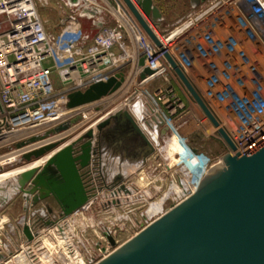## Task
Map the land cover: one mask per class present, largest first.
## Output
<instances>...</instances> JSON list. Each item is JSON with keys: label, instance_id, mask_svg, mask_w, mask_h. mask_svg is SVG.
Here are the masks:
<instances>
[{"label": "rangeland", "instance_id": "rangeland-1", "mask_svg": "<svg viewBox=\"0 0 264 264\" xmlns=\"http://www.w3.org/2000/svg\"><path fill=\"white\" fill-rule=\"evenodd\" d=\"M153 1L162 13V19L156 23L151 18L146 17L135 0H133L143 18L151 26V29L153 28L152 30L162 37L168 36L182 27L186 21L198 16V18H195L197 20L184 31L180 44L178 42L177 46L178 51L180 49L183 51L182 49L185 47L190 49L192 52H190L192 54L189 57L190 60H198L207 67L206 57L198 58L199 46L207 50L208 55H212L218 45L221 42L223 43V40L219 37L220 33L234 34L231 37L232 40L235 44H240L239 39L247 37L242 35L243 30L240 29V32L235 24L240 21H245V23L253 21L256 23V0H205L198 4L195 3L196 0ZM89 2H91L92 7L98 9L100 8L96 5L104 6V4H107L105 6L109 9L111 8L110 10L108 9L109 13L105 12L107 15V27H112L116 24L115 16H113L114 11L112 10L119 9V6H121L127 12V16H131L145 32L123 0H89ZM209 3H212V9H208L204 14L199 13L198 15V11L200 12ZM61 6L64 7L62 0H49L48 5H42L37 2V8L45 23V27L53 36H58L64 27L61 23V18L65 14L70 15L72 12L66 7L61 9ZM226 17H228V21L231 19V23L230 21H224ZM239 17L240 19H238ZM109 19H111V22H109ZM121 25L125 26L124 23ZM243 29L248 34L249 27L245 26ZM253 29L254 33H256V27H253ZM88 34L92 35L90 32ZM125 39L123 43L125 51L119 47L114 48L115 59L111 64L101 65L100 67V69H105L108 66L111 71L123 73L125 81L122 87L111 96L78 108L77 114L81 116L82 120L80 122H82L93 114L101 115L102 110L104 113L112 109L109 112L110 114L122 107H127L138 123L142 121L143 125L146 124L150 130L154 131L152 132V137L156 140L157 130L153 122H157L159 116L156 115L153 118L146 116L145 119L148 118L146 121L145 119L140 121L141 115L138 116L136 114L140 110L136 108L137 101L144 103V101L151 100L156 107L163 111L165 124V126L161 125L159 142L153 143L155 151L147 157L146 163L140 167L133 160V155L128 154L129 151L132 153L138 151L139 145L136 139H122L121 144L116 148V152L112 151V147H106L104 143L102 145L97 144L94 155L104 165L97 168V165H95L91 175L86 177V179L84 171L87 169L81 170L89 200L92 204L89 209L78 210L66 218L62 216V209L53 197L33 205L32 198L29 201L24 199V193L15 194V177L8 176L12 172V168L22 165L21 161H10L5 163H9L8 165H5L4 162L12 160L11 157L1 160L0 167L2 170H0V173L3 171V174L0 177V188L3 189L1 190L3 193L0 192V195L12 196L6 204L0 203V255L4 256V260L0 264H33V261L39 264L35 254H37L38 259L47 260L49 264L48 257L44 253L47 250V243L54 247H52L54 249L53 253H62L61 257L63 255L62 258L60 257L62 261L55 258V262L51 264H97L104 259L107 251L113 253L116 250L105 236L106 233L110 234L111 228L117 232L116 235L120 241L117 248H120L139 234L148 224L158 219L162 215L161 213L168 212L173 206L184 200L187 195H190L195 188V186L191 185V182H199L209 167L222 164V156L228 152L227 143L194 100L173 67L171 66L170 72L165 76L153 80L151 83L144 85L143 88L139 87L141 78L137 74V69L142 59L141 52L135 42H132L129 38ZM78 42V36L69 35L66 40V50H70ZM171 53L173 56H170L182 68L185 76L203 102L218 120L220 126L226 131L223 109L220 110L221 105L215 98L216 94L212 92L213 89L211 90L210 86L204 85L203 81L198 79L199 75L196 70L190 71L178 62L174 51ZM53 78L56 90L62 91L66 89L67 85L60 80L56 73ZM250 80L252 82V78ZM238 83L232 79L219 78V80L215 81L216 91L222 90L227 94L232 90L240 91L241 94L242 91H245L243 95L247 96L246 88H241ZM136 88L139 91H136ZM144 90H148L150 95H144ZM125 95H129L128 105H119V108L115 107L123 101ZM131 105L137 109L135 110L136 112L130 108ZM115 108L117 109L114 110ZM142 111L141 109L139 112L141 113ZM78 123L73 124L72 127ZM166 126L168 127L166 132L161 133ZM176 127L180 129H175ZM88 129L83 128L85 131ZM46 132L42 131L39 136L44 135ZM152 137L149 136L151 141ZM176 138H178L180 143ZM174 141L177 149H181L184 152L187 150V154L177 164L172 165L170 164L172 161L171 147ZM131 145L134 147L131 148ZM123 146H126L127 153H123ZM6 151V149H3L0 154ZM112 152L116 153L117 156L112 154ZM119 152L120 154L118 155ZM118 178L122 179L123 182L115 185L114 183ZM122 185L129 190V195H126L125 191L121 190L119 191L121 192L120 198L123 201L115 204L114 202L110 203L109 197L112 196L111 194L115 190H119ZM184 191L186 192L183 193ZM132 195L135 196L130 199L131 202H127V196ZM147 195L152 198L148 199ZM110 199L113 200V198ZM124 199H126V202ZM26 204H28L27 207H25ZM156 204H160L158 209H154L157 207ZM153 210H156L154 211L155 213ZM153 213L154 215H152ZM25 225H28L32 234L35 235L32 242H29L24 234ZM42 239L46 241L42 243ZM63 240H65L64 244Z\"/></svg>", "mask_w": 264, "mask_h": 264}, {"label": "built area", "instance_id": "built-area-1", "mask_svg": "<svg viewBox=\"0 0 264 264\" xmlns=\"http://www.w3.org/2000/svg\"><path fill=\"white\" fill-rule=\"evenodd\" d=\"M39 1L42 5L48 2L47 0ZM66 1L62 0L64 7L72 12L68 15L61 33L58 36H53L47 31L38 11V0H0V151L7 150L0 154V161L15 156L14 162L26 163L27 161L22 160L23 155L43 145L39 143L41 140L21 147H18L19 143L39 136L42 131L45 132L69 123L78 117V108H65L66 96L70 92L85 90L92 83L107 80L110 76L115 75L116 72L111 71L108 66L105 69H100V67L111 64L115 59L114 48L119 47L125 51L123 44L125 38H129L137 44L141 57L145 58V66L155 70L152 75L141 79L139 87L143 88L144 85L170 72L171 65L167 62L166 55H172L171 52L174 51L177 61L190 71L196 70L199 75L198 79H201L204 85L210 86L211 90L213 89L212 92H215V98L221 105L220 110L223 109L226 132L235 147L232 150L228 146V152L242 156L264 141V2L260 3L259 0H256V23L240 21L235 24L239 31L243 30L240 25L243 28L247 26L252 31L246 34L243 30L242 35H246L244 37L247 38L239 39L240 44H235L232 40L231 37L234 34L220 33L219 37L223 43L218 45L212 55H208V51L204 48L198 47V58L206 57L207 67L198 60H190L189 57L192 56L190 49L185 47L182 49L183 51L181 49L178 51L177 46L178 42L180 44L184 31L197 20L195 18L198 16L189 19L182 27L165 37L153 30L160 44L158 46L143 32L131 16H127L123 7L119 6V9L112 10L116 24L102 30L89 45L87 42L90 41V38L83 33L80 22L81 8L79 6L72 7ZM212 7V3L207 4L204 9L198 11V15L199 13L204 14ZM227 19L228 17L224 21L227 22ZM229 21L231 23V19ZM122 23L125 26L121 25ZM253 27H256V33H254ZM69 35L78 36L79 42L70 50H66V40ZM143 70L144 67L139 65L137 74L140 76ZM55 73L67 85L65 90H56L53 78ZM222 77L226 80H235L236 83L239 82L241 88H246L247 96L243 95L245 91H242V94L237 90H232L229 94L222 90L216 91L215 81ZM250 78H252V82ZM136 91L139 89L136 88ZM147 94L150 95L148 90H144V95ZM139 102L137 101V103ZM144 104H146L145 101ZM130 108L135 112V107L131 105ZM161 113L164 117L163 111ZM141 120H143L142 117ZM53 122L55 123L53 124ZM142 123L141 121L139 124L145 133L152 137L154 131ZM160 128L161 125L159 131ZM177 128L179 127L175 129ZM151 142L152 144L158 143L159 139L155 140L152 137ZM97 158L94 155L91 163L83 168V170L87 169L84 171L85 179L91 175L95 165H97L96 168L104 165ZM204 176L197 183L191 182L195 188L190 195L195 192ZM120 188L111 194L110 203L114 202L115 204L123 201L120 198ZM128 192L124 193L129 195ZM135 195L137 194L135 193ZM135 195L127 196V202H131L130 199ZM190 195H187L184 200ZM147 197L148 199L152 198L149 195ZM124 200L126 202V199ZM91 204L92 202L89 200L82 210L89 209ZM166 213H161L159 218ZM116 233L115 229H110V235L114 238L117 248L120 241ZM106 254L104 259L112 253L107 251Z\"/></svg>", "mask_w": 264, "mask_h": 264}, {"label": "water", "instance_id": "water-1", "mask_svg": "<svg viewBox=\"0 0 264 264\" xmlns=\"http://www.w3.org/2000/svg\"><path fill=\"white\" fill-rule=\"evenodd\" d=\"M123 1L151 40L159 46L155 33L133 0ZM204 1L196 0L195 3ZM68 2L72 7H90L87 0ZM135 2L154 23L162 19V13L153 0ZM87 12L92 17L103 14L100 9L92 7L85 8L81 15ZM166 58L218 133L234 150L229 135L182 68L170 55L167 54ZM139 65L144 67L140 74L142 80L155 72L145 66V58L140 60ZM124 81L123 73L118 72L107 80L92 83L85 90L70 92L64 106L75 109L98 102L120 90ZM81 120V116H78L42 136L19 143L18 147L58 136ZM161 124L164 125L163 119ZM167 129V126L164 127L161 133ZM66 138V135L62 136L24 154L22 160L32 162L52 152L42 166L27 169L15 178V194L24 193V199L29 201L32 198L33 205L53 197L65 218L81 210L89 201L81 170L91 163L97 144L104 143L111 148L112 144L118 147L122 139H136L139 148L133 160L140 167L155 151L149 137L127 107L110 113L96 123L95 128L81 132L67 143ZM112 151L116 152V149ZM112 154L117 156L116 153ZM122 182L118 178L114 184ZM120 189L128 192L123 185ZM11 196L0 195V203L6 204ZM23 231L28 241L32 242L35 235L31 228L25 225ZM105 236L116 248L114 238L109 233ZM2 260L4 256L0 255V263ZM97 264H264V141L242 156L225 153L222 164L208 170L193 194Z\"/></svg>", "mask_w": 264, "mask_h": 264}, {"label": "bare ground", "instance_id": "bare-ground-1", "mask_svg": "<svg viewBox=\"0 0 264 264\" xmlns=\"http://www.w3.org/2000/svg\"><path fill=\"white\" fill-rule=\"evenodd\" d=\"M89 1V0H88ZM260 1V3H263L264 2V0H259ZM136 4V3H135ZM228 10V9H227ZM228 20V19H227ZM153 26V25H152ZM241 26V25H240ZM151 27V26H150ZM242 27V26H241ZM244 28H245V26H244ZM153 29V28H152ZM243 29V28H242ZM244 30V29H243ZM154 32V31H153ZM229 32V31H228ZM245 32V31H244ZM249 32L251 33V31H250V28H249ZM231 85V84H230ZM229 94V93H228ZM213 95V94H212ZM125 98H123V101L122 102H120L117 106H115V107H118L119 108V105H128L127 103H128V101H129V95H125L124 96ZM136 108H138V109H142L143 111L140 113L139 111L140 110H138V113L136 112V114L139 116V115H141V117L143 118V119H145L146 118V116L147 117H149V116H151L152 118H153V116L155 117L156 115L157 116H159V118L157 119V122H153V125H154V127L156 128V130H157V138H156V140H158L159 139V126L160 125H162L161 123H162V119L164 120V117L162 116V111L158 108V107H156L155 106V104L151 101V100H147L146 101V104H144V103H142V102H139L138 104H137V107ZM117 108H115L114 110H116ZM112 110V109H111ZM111 110H107L106 112H104L103 113V110L101 111V115H91V116H89V117H87L84 121H82V122H80V123H78L77 125H75V126H73V127H71L69 130H67L66 132H63V133H61V134H59L58 136H55V137H48L47 139H50L51 138V140H49L48 142H47V139H44V140H41V142H39V143H43L42 145H46L47 143H50L51 141H54V140H57L58 138H61L62 136H65L66 135V143L67 142H69L72 138H74L75 136H77V135H79L81 132H83L84 130H83V128L84 129H88V128H94V126H95V124L97 123V122H100L102 119H104V118H106V116L107 115H109V112L111 111ZM135 110H137V109H135ZM98 116V117H97ZM148 119V118H147ZM147 119H145V121L147 120ZM155 119V118H154ZM153 120V119H152ZM160 121V122H159ZM55 122H53V124H54ZM90 123V124H89ZM157 123V124H156ZM51 124H52V122H51ZM81 128H82V130H81ZM153 131V130H152ZM177 140H178V138H176ZM46 141V142H45ZM179 141V140H178ZM174 144H172L173 146L171 147L172 148V151H171V154H172V161H171V163L170 164H172V165H175V164H177L179 161H181V159L182 158H184V156L187 154V150H186V152H184V151H181V149H177V147H176V143H175V141L173 142ZM179 143H180V141H179ZM52 152H50L49 154H46L45 156H43L42 158H40V159H37V160H34V161H32V162H26V163H24V164H22V165H17V167H14V168H12V172H10L9 173V176L8 177H17V176H19L20 175V173L21 172H23V171H25V170H27V169H30V168H33V167H38V166H42L43 165V163H45V161L49 158V156H50V154H51ZM177 155H179V156H177ZM11 157V159L12 160H7L6 162H4V164L5 163H7V162H10V161H14V157L15 156H10ZM12 166V165H11ZM171 166V165H170ZM171 167H173V166H171ZM0 170H2V168L0 167ZM6 173V172H5ZM3 174V171L0 173V177H1V175ZM184 193V192H183ZM157 205V204H156ZM156 207V206H155ZM160 207V204H158L157 205V207L156 208H154V209H158ZM154 211H156V210H153V212ZM151 214V213H150ZM36 240V239H35ZM61 240V239H60ZM43 241H46V240H44V239H42V243H43ZM60 242V241H59ZM64 242H65V240H63V244H64ZM47 243V242H46ZM61 244V243H60ZM69 244V243H68ZM47 250H46V252H44L46 255H47V257H48V260H49V264H51L52 262H55V258H57L59 261H62L61 260V258L63 257V255H62V257H61V254L62 253H59V252H57L56 254H55V252L53 253L52 251H54V247L52 248L51 247V245L49 244V243H47ZM43 246H44V244H43ZM60 247H62V246H60ZM42 249V248H41ZM56 250V249H55ZM45 251V250H44ZM27 252V251H26ZM69 253V252H68ZM35 254V253H34ZM66 254V253H65ZM27 255V254H26ZM54 255V256H53ZM66 255H68V254H66ZM65 255V256H66ZM35 258H36V260H38V262L37 263H39V264H48V261L47 260H43V259H38L37 258V254H35ZM64 256V257H65ZM77 256V255H76ZM61 257V258H60ZM71 257L73 258V256L71 255ZM41 258H42V256H41ZM68 258V257H67ZM72 258H70L71 260H72ZM76 258V257H75ZM79 259V258H78ZM82 259V258H81ZM80 260V259H79ZM83 261V260H82ZM64 262V261H63ZM33 264H36V263H34V261L32 262ZM91 263V262H90ZM66 264V263H65Z\"/></svg>", "mask_w": 264, "mask_h": 264}, {"label": "crops", "instance_id": "crops-1", "mask_svg": "<svg viewBox=\"0 0 264 264\" xmlns=\"http://www.w3.org/2000/svg\"><path fill=\"white\" fill-rule=\"evenodd\" d=\"M48 2H46L44 5H48V3H49V0H47ZM82 1V0H81ZM88 1V0H87ZM38 3H40V1L38 0ZM88 3H89V5H90V7L88 6V7H85V5H80L79 6V8H81L80 9V15H79V17H80V22H81V26H82V31H83V33L84 34H86V35H88L89 36V38H90V41H88L87 43L90 45V43H91V41L93 40V38L97 35V34H99L102 30H104V29H106V28H108L107 27V15H106V13L105 12H108L109 13V11H108V7L107 6H105L106 4H104V6L103 5H96L97 7H99L100 8V10L103 12V14L101 15V14H97V15H95L94 17H92L88 12L84 15V16H82L81 14L83 13V10L85 9V8H87V9H91L92 8V6H91V2H89L88 1ZM41 4V3H40ZM95 5V4H94ZM110 10V9H109ZM65 13V12H64ZM67 17H68V15H66L65 14V16H63L61 19H62V21H61V23L63 24V26H64V24H65V22H66V19H67ZM111 17H113V16H111ZM112 19V18H111ZM111 19H109V22H111ZM113 20V19H112ZM83 24V25H82ZM91 33L92 35H89L88 33ZM117 48V47H116ZM52 138V137H51ZM51 138L50 139H47V142L49 141V140H51ZM46 142V141H45ZM40 144H43V143H40Z\"/></svg>", "mask_w": 264, "mask_h": 264}, {"label": "flooded vegetation", "instance_id": "flooded-vegetation-1", "mask_svg": "<svg viewBox=\"0 0 264 264\" xmlns=\"http://www.w3.org/2000/svg\"><path fill=\"white\" fill-rule=\"evenodd\" d=\"M126 146H127V144H126ZM126 146H125V147L123 146L124 148H122V149L124 150V152H123V150H122L123 153H125V152L127 153V151H126V150H127ZM111 147H112V149H116V148H117L116 146H113V144L111 145ZM114 147H115V148H114ZM128 147H130V146H128ZM133 147H134V146L131 145V148H133ZM136 152H137V151H136ZM129 153H130V155H133V157H136V153H135V152H134L135 154L132 153L131 151H129L128 154H129Z\"/></svg>", "mask_w": 264, "mask_h": 264}]
</instances>
